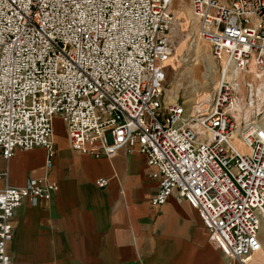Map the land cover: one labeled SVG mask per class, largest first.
<instances>
[{
  "label": "built area",
  "instance_id": "1",
  "mask_svg": "<svg viewBox=\"0 0 264 264\" xmlns=\"http://www.w3.org/2000/svg\"><path fill=\"white\" fill-rule=\"evenodd\" d=\"M175 1L0 0V158L42 147L51 166L55 119L82 154H143L158 182L151 203L172 194L185 200L221 254L247 264L261 248L264 108L238 121L236 87L246 107L255 95L222 68L207 110L187 113L183 101H164ZM190 7L214 61L224 57L240 74L252 62L264 72V0H190ZM57 189L29 178L0 190V264H13L15 210Z\"/></svg>",
  "mask_w": 264,
  "mask_h": 264
},
{
  "label": "crops",
  "instance_id": "2",
  "mask_svg": "<svg viewBox=\"0 0 264 264\" xmlns=\"http://www.w3.org/2000/svg\"><path fill=\"white\" fill-rule=\"evenodd\" d=\"M54 127L51 166L42 147L0 158V190L29 178L58 185L50 199L34 206L24 201L15 210L7 248L13 264H235L185 200L172 194L161 205L151 203L158 182L143 154L125 148L113 157L82 154L70 147L59 119ZM100 178L104 187L95 184ZM258 239L261 248L247 264H264V218Z\"/></svg>",
  "mask_w": 264,
  "mask_h": 264
},
{
  "label": "rangeland",
  "instance_id": "3",
  "mask_svg": "<svg viewBox=\"0 0 264 264\" xmlns=\"http://www.w3.org/2000/svg\"><path fill=\"white\" fill-rule=\"evenodd\" d=\"M221 2L226 4L225 0H221ZM172 11L175 25L169 34L172 52L164 66L165 90L163 97L165 102L175 99L183 101L187 113H190L192 109L195 111L197 105L210 106L215 82L221 78V68L224 76L228 80H236L238 85L241 79L247 76L246 80H249L250 85L255 88L259 86L261 73H257L252 64L248 65L246 73L240 74L236 71L237 73L230 74V69L224 63L226 58L223 57L217 62L213 60L208 41L204 37H200L199 24L192 14L190 0H176L173 3ZM209 69L214 71L209 74ZM238 90L240 94L236 97L243 99V86L239 85ZM206 98L210 99L208 103L204 102ZM249 110L247 109V111ZM235 143L239 146L237 141Z\"/></svg>",
  "mask_w": 264,
  "mask_h": 264
},
{
  "label": "bare ground",
  "instance_id": "4",
  "mask_svg": "<svg viewBox=\"0 0 264 264\" xmlns=\"http://www.w3.org/2000/svg\"><path fill=\"white\" fill-rule=\"evenodd\" d=\"M183 13V12H182ZM177 14V12H176ZM180 16V15H179ZM195 18V17H194ZM201 37V36H200ZM224 63L227 64V61L226 59H224ZM249 64H252V66L257 70V68L254 66V64L252 62H249ZM248 64V65H249ZM228 66V65H227ZM229 68V66H228ZM230 69V68H229ZM225 70V69H224ZM233 72L237 73L236 71H232L230 69V74H232ZM264 72H262L261 74H263ZM224 74V73H223ZM259 75V81H260V84L257 88L253 87L251 85V88L253 90V93L255 95V98L254 100L256 101L255 104H251L250 107H246L245 106V103H243V99H239L238 97L235 98V103H234V106H233V110H234V115L236 117V119L238 120L239 118L241 117H245L247 118L249 114H251L254 110L256 111H260L262 109V107L264 106V77L262 75ZM230 80H234V79H230ZM246 80V79H245ZM244 81V80H243ZM248 83H249V80H246ZM250 84V83H249ZM236 90H238V87H236ZM209 98H206L204 100V102H209ZM210 106L208 107H203V106H200V105H197L195 107V110H199V111H205L209 108ZM247 109H250L249 111H247ZM53 133H55V127H54V130H53ZM237 141V140H236Z\"/></svg>",
  "mask_w": 264,
  "mask_h": 264
}]
</instances>
